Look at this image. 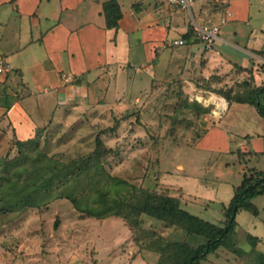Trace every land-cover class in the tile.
I'll list each match as a JSON object with an SVG mask.
<instances>
[{"label":"rangeland","instance_id":"obj_1","mask_svg":"<svg viewBox=\"0 0 264 264\" xmlns=\"http://www.w3.org/2000/svg\"><path fill=\"white\" fill-rule=\"evenodd\" d=\"M223 4V0H203L200 19L195 0L192 11L201 22H219L222 14H216ZM179 14L184 24L192 23L188 11ZM260 27L264 28V9L258 12L252 5L248 21L228 19L221 24V34L228 38L236 30L232 40L239 45L249 42L260 47L264 42ZM214 42L222 54L230 53L237 60L246 57L235 46ZM171 46L166 54L177 48ZM136 68L147 75L148 84L138 94L129 79L127 94L119 99L123 104L113 103L108 91L106 107L73 112L69 120L24 141L0 128V264H153L158 255L145 252L155 251L146 245L156 247L155 242L163 240L197 245L205 238L145 212H129L127 202L144 197L143 191L168 194L178 198L180 207L223 225L226 205L243 176L251 173L248 168L264 170V153L239 151L251 149L254 139L264 148V118L256 108L231 103L227 111L215 113L214 102H201L191 94L202 87L207 89L202 96L219 97L218 90L232 91L224 86L227 83L215 84L213 89L204 78L192 77L196 89L186 88L188 82L174 74L167 78L170 87L154 93L144 64L126 66L130 74ZM242 84L237 82V87ZM211 126H221L228 136L222 139L212 128L201 141ZM244 133L259 134L249 139ZM97 136L105 149L99 153L95 152ZM55 172H61L55 178L64 181L55 180L46 190L34 191ZM64 186L73 191L82 208L115 201L125 214L136 216L138 224L121 215L99 218L80 211L70 199L56 197ZM252 201L262 216L264 194ZM253 218L250 211L239 210L233 241L210 252L200 264H264L249 249L246 232H252ZM259 229L258 225L256 234Z\"/></svg>","mask_w":264,"mask_h":264},{"label":"crops","instance_id":"obj_2","mask_svg":"<svg viewBox=\"0 0 264 264\" xmlns=\"http://www.w3.org/2000/svg\"><path fill=\"white\" fill-rule=\"evenodd\" d=\"M104 1L53 0L51 5L52 0H0V57L10 65V70L0 73V128L16 140L35 137L46 127L69 120L73 112L106 107L108 91H112L111 98L116 104V100L127 94L131 78V86H136L140 91L138 94L142 93L148 84L147 75L139 68L130 74L126 66L131 63L145 65L151 75L149 85L154 93L170 87L167 78L174 74L188 82L184 85L186 88L197 87L191 85L190 78H204L213 89L215 84L227 83L224 86L232 90H218L227 102L222 112L227 111L231 103L250 105L257 110L252 103L238 102L226 96L264 83V42L260 47L249 46V42L239 45L232 40L236 30L227 38L221 34L220 27L218 41L239 48L246 57L237 60L230 53L222 54L215 42L213 48L205 50L193 35L183 36L193 28L192 23L187 25L181 21L179 13L185 9H173L166 0H117L122 16L116 27L108 28L103 14ZM254 1L256 3L223 0L222 10L216 17L222 14L227 20L248 21L252 5L258 12L264 9V0ZM196 2L197 17L201 19L203 0ZM189 14L192 20L203 23L194 16L192 8ZM260 29L264 33V28ZM178 37H183L185 43L171 46L177 48L166 54L170 40ZM240 81L243 87L238 88ZM206 90L200 87L191 94L201 95ZM190 101L189 98L187 102ZM213 126L208 128L201 141L212 128L222 139L228 136L224 128ZM258 134L244 133V137L254 139ZM239 151L243 155H257L264 153V148L254 139L251 149ZM252 214L255 219L250 221V229L253 230L247 231L246 236H255L257 240L250 243L249 249L264 254V214L261 216L259 209ZM236 222L237 225V219ZM258 225L261 232L256 234ZM145 252L158 255L151 250Z\"/></svg>","mask_w":264,"mask_h":264},{"label":"trees","instance_id":"obj_3","mask_svg":"<svg viewBox=\"0 0 264 264\" xmlns=\"http://www.w3.org/2000/svg\"><path fill=\"white\" fill-rule=\"evenodd\" d=\"M103 14L105 16L106 26L108 28L116 27L118 20L122 16V11L117 0H106L103 2ZM195 37L193 28L188 29L184 33V37ZM196 38V37H195ZM197 39V38H196ZM264 53V51H262ZM224 96V94H223ZM229 99L238 102H249L257 107L258 112L264 117V83L257 87H245L242 91H237L233 95L226 96ZM200 105V104H199ZM203 111L207 110L206 107L202 108ZM97 146L95 152L104 151V145L99 136L96 138ZM87 160L83 161L81 165H86ZM250 174L243 176L240 184L234 188L233 196L225 209V220L223 225L216 224L209 220L203 219L200 216L189 212L187 209L180 207L177 197L160 194L152 191H143L144 197L136 199L132 202H127L129 212L141 213L145 212L157 219L176 224L182 227L187 232L194 235H199L205 240L197 245H193L186 241H161L155 242L156 247L146 245V248L155 250L158 253V259L155 264H200L206 256L215 251L221 246H228L235 235L236 215L239 210L245 209L252 213H257L256 206L252 203L251 199L257 195L264 193V171L249 169ZM64 173V172H63ZM68 172H65V174ZM61 172H55L54 175L43 179V183L37 185L34 191L45 190L49 185L57 180L55 177L59 176ZM55 178V179H54ZM61 181V178L58 179ZM57 180V182H58ZM67 181V180H66ZM142 192V193H143ZM56 197H65L70 199L75 206L82 212L88 215H95L99 218L106 217L110 214L121 215L131 224L137 225L138 220L136 216H130L122 211V206L114 201L113 205H103L100 207L86 206L81 207L77 198L71 189L63 187ZM251 242H255L257 237L249 236ZM259 257L264 259L263 253H258Z\"/></svg>","mask_w":264,"mask_h":264},{"label":"built area","instance_id":"obj_4","mask_svg":"<svg viewBox=\"0 0 264 264\" xmlns=\"http://www.w3.org/2000/svg\"><path fill=\"white\" fill-rule=\"evenodd\" d=\"M167 4L173 9H185L191 13V8L194 0H166ZM227 20V16L220 17L219 22H203L199 23L192 20L193 30L195 31V37L203 48L209 50L213 48L214 41L219 38L221 24ZM185 39L178 37L170 40V45H183ZM10 70V65L3 57H0V73Z\"/></svg>","mask_w":264,"mask_h":264},{"label":"bare ground","instance_id":"obj_5","mask_svg":"<svg viewBox=\"0 0 264 264\" xmlns=\"http://www.w3.org/2000/svg\"><path fill=\"white\" fill-rule=\"evenodd\" d=\"M209 93H211V92H209ZM193 96L201 102L202 101L205 103L206 102H214L217 106V110L215 109V111H214L215 113L221 112L226 107V104H227L226 100L223 97H220L221 95L219 97H217L214 94H212L209 97H204L200 94H193Z\"/></svg>","mask_w":264,"mask_h":264}]
</instances>
